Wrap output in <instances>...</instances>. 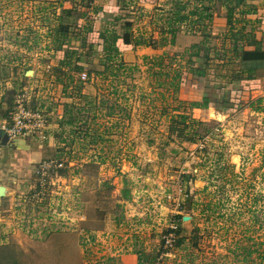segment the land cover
Returning <instances> with one entry per match:
<instances>
[{
  "label": "rangeland",
  "instance_id": "374dc122",
  "mask_svg": "<svg viewBox=\"0 0 264 264\" xmlns=\"http://www.w3.org/2000/svg\"><path fill=\"white\" fill-rule=\"evenodd\" d=\"M126 3L120 29L139 45L117 54L58 0H0V122L26 113L33 123L11 142L46 155L4 185L0 264H253L264 251V89L231 86L244 92L191 109L190 79L203 97L205 84L228 83L224 52L176 53L170 7Z\"/></svg>",
  "mask_w": 264,
  "mask_h": 264
},
{
  "label": "crops",
  "instance_id": "0c3cea01",
  "mask_svg": "<svg viewBox=\"0 0 264 264\" xmlns=\"http://www.w3.org/2000/svg\"><path fill=\"white\" fill-rule=\"evenodd\" d=\"M58 1L61 4L60 8L63 11H60L63 14L67 15L66 12H70L69 16H65L66 18L71 20L72 16H77L75 17L76 23H79L77 27L85 29L88 36L94 38V40L90 39L91 43L97 40L99 33L108 30L117 31L119 35H122V29H120L122 25L119 22L121 20L119 13L122 11L120 8L122 0H98L92 6H89L86 0ZM125 1L134 4L133 7L139 6L141 12L145 13L156 11L163 14L167 12L166 8L170 7V19L165 17V20H168L166 25L168 30L171 24V30L176 33L174 43L170 45V49L176 53H183L196 44L204 42L203 50L212 47L211 52H226V55H228L239 39L241 40L238 45L241 49L254 50L257 45L262 50L264 49V0H218L219 10L213 7L218 1L212 0ZM176 4L178 9L174 10ZM210 37L215 40L211 43V46L208 42V39L212 40ZM119 49L122 52H127L129 49H134V47L119 44ZM201 56H203V52ZM195 65L201 66L203 64L199 62ZM254 76L253 80H245L227 86V93L226 95L221 94L222 97L225 95L223 98L227 99L235 93L240 95L244 92L233 90L231 86L236 88L237 85H242L244 88L251 86L252 88L258 87L260 90L264 89V70L257 71ZM192 81H194V84H192ZM190 82L189 85L194 94H199V97L191 98V100L193 99L192 101L199 103L203 98V91L197 86L199 80L190 79ZM1 124L4 127L3 121L0 122ZM2 133L0 130V134ZM5 137V133H3L0 139V180L2 186H7L8 182H13L15 179H22L27 174L26 167L29 164L39 162L46 157L45 153L31 151L21 140L11 142V140L6 141ZM6 189L8 188L6 187Z\"/></svg>",
  "mask_w": 264,
  "mask_h": 264
},
{
  "label": "trees",
  "instance_id": "16d2710c",
  "mask_svg": "<svg viewBox=\"0 0 264 264\" xmlns=\"http://www.w3.org/2000/svg\"><path fill=\"white\" fill-rule=\"evenodd\" d=\"M121 4L125 5L127 3L125 0L124 1L122 0ZM66 13H67V16H69L70 12L67 11ZM69 26L70 25H67L65 27V29H63L64 30V34H63L64 37L63 38H64L65 42L69 36L68 35L69 34ZM170 26H171V24H170ZM170 26H169V33L172 35L171 44H173L176 33L174 30H171ZM129 35H130L129 37L127 35L126 36L119 35L117 33V31H109L108 30L106 32L99 33L97 35V40L94 42H96V45L99 44V47L101 46V49L103 51L112 52V53L115 52L118 54L120 51L119 44H122L125 46H131V45H133L132 43L134 42L135 45H139V41H134L131 37L132 35L131 34H129ZM93 40H94V38H93ZM240 40L241 39H239L238 42H240ZM90 42H91V40H90ZM238 42H235V45H234L235 47L233 48V50H231L229 52L228 55H226L227 54L226 52L223 53L224 56H226V61H225V65H222L221 68L224 67V68L229 69L227 72V77L229 79L228 83H223L222 86H220V85L210 86L209 83L205 84V87H204L205 95H204L203 101H202L203 103H191L190 104L191 109L192 108L193 109H202V108L208 107V105L212 101L221 100L226 95L227 86L233 85L234 83L245 81V80L246 81L253 80L255 78L254 75H256L257 71L264 70V49L262 50L259 45H257L254 50H246L243 48L241 49L238 45L239 44ZM248 43H250V42L248 41ZM62 44H63V41H62ZM204 46H205V44L203 42L200 45L193 46L192 48H195V49L197 48V50H198L200 47L199 50H203ZM199 50L197 52H195V54L192 55L191 57H200L201 53ZM206 50H204V51H206ZM204 51H202V52H204ZM204 56H205V54H204ZM189 63L191 65L196 64L191 60L189 61ZM208 68H209V66L204 67V69H202L200 71L197 70L199 78L206 77ZM176 78H177V80L181 79L180 76H176ZM217 92L218 93L220 92V93L218 94ZM221 94H225V95L222 97ZM223 100H225V98H223ZM192 123H195V122H192ZM177 234L179 235V238H180L178 241V245L181 246V245H183V243H185L186 239L184 237H180L181 230H179L177 232ZM244 250L246 251V253L248 255L251 254L250 248H248V249L244 248ZM138 264H153V261L151 262L149 256H147L145 254H140L138 256ZM253 264H264V251L259 255V259L254 261Z\"/></svg>",
  "mask_w": 264,
  "mask_h": 264
},
{
  "label": "built area",
  "instance_id": "2783aa9c",
  "mask_svg": "<svg viewBox=\"0 0 264 264\" xmlns=\"http://www.w3.org/2000/svg\"><path fill=\"white\" fill-rule=\"evenodd\" d=\"M89 4V6L94 5L96 0H86ZM30 115V114H28ZM18 117V118H17ZM31 117L27 116L26 113H23L21 116H15L13 118L12 123H10L7 127H3V131L6 133V136L9 138V140H14L17 137L23 136L28 132L27 126L31 122Z\"/></svg>",
  "mask_w": 264,
  "mask_h": 264
},
{
  "label": "water",
  "instance_id": "95a60500",
  "mask_svg": "<svg viewBox=\"0 0 264 264\" xmlns=\"http://www.w3.org/2000/svg\"><path fill=\"white\" fill-rule=\"evenodd\" d=\"M3 132V131H2ZM3 136V133L0 134V138ZM6 141L9 140V138L6 136L5 137ZM4 190L6 191V187L0 185V199L4 198L6 196V194L4 193ZM7 193V192H6ZM185 220H187V218H185Z\"/></svg>",
  "mask_w": 264,
  "mask_h": 264
}]
</instances>
